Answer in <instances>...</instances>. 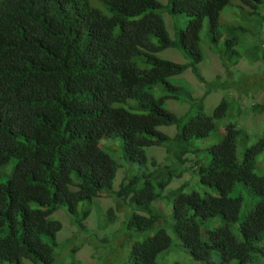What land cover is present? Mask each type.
Returning a JSON list of instances; mask_svg holds the SVG:
<instances>
[{
  "label": "trees",
  "instance_id": "trees-1",
  "mask_svg": "<svg viewBox=\"0 0 264 264\" xmlns=\"http://www.w3.org/2000/svg\"><path fill=\"white\" fill-rule=\"evenodd\" d=\"M239 1L245 18L263 19L258 10L264 0ZM99 2L111 15L90 0H0V264H56L62 224L54 211L65 207L82 225L89 211L79 210L80 203L102 189L148 213H133L128 229H153L169 219L152 202L186 171L207 190H186L185 183L172 190L176 244L204 264H212L213 256L221 264H264V174L257 172L264 128L239 150L238 139L248 136L229 121L222 140L204 147L215 118L226 117L231 106L223 97L210 116L205 94L233 86L232 78L220 82L217 75L219 83L207 84L200 97L169 81L190 68L205 82L197 68L205 19L209 43L221 41L213 51L225 68L239 61L237 44L257 46L245 44L251 30L245 23L221 24L231 0ZM163 13L172 19L174 36ZM179 16L186 18L183 27ZM165 48L179 50L187 62L159 57ZM156 88L169 93L156 96ZM170 98L187 101L188 109L177 116L163 106ZM251 109L264 114V102ZM169 125L176 126L173 136L158 130ZM115 139L137 172L111 191L119 164L102 146ZM150 146L164 147V161L149 159ZM215 218L219 224L208 227ZM172 246L171 235L159 227L133 243L128 264H158V255Z\"/></svg>",
  "mask_w": 264,
  "mask_h": 264
},
{
  "label": "rangeland",
  "instance_id": "rangeland-1",
  "mask_svg": "<svg viewBox=\"0 0 264 264\" xmlns=\"http://www.w3.org/2000/svg\"><path fill=\"white\" fill-rule=\"evenodd\" d=\"M165 2L166 0H159ZM239 0H231L220 14V22L224 27L229 24L245 23L251 30L245 33L247 36L245 44L255 43L256 47L250 49L242 44L236 45L239 52V61L235 64H229L225 68L220 62L217 53L213 50L221 47V41L216 45L209 43L208 23L205 19L200 32L202 60L197 64L198 71L204 77L205 82H200L193 74L190 68L184 70L181 74L169 77L170 83L185 87L193 92L194 96L200 97L205 93L209 83H219L217 75H220V82L232 78L233 86L231 87H211L204 97V111L212 116L215 106L221 98L225 97L231 102L227 116L223 119L215 118L216 128L213 129L207 139L202 141L204 147L211 144L219 143L223 138L224 125L233 122L236 128L243 129L247 134L246 140L238 139L239 150L245 145L253 144L261 135L264 128V114L262 112H253L251 105L255 102H264V5L258 11L260 16L253 14V20L250 17L245 18L239 5ZM90 4L104 11L105 14L111 15L99 0H90ZM250 11L249 7L243 8L244 13ZM243 15V16H242ZM166 28L171 36L173 35L172 19L163 13ZM184 26L186 18L178 17ZM244 35V34H243ZM224 37V34H223ZM161 58L169 59L175 62H187V58L177 49L165 48L157 53ZM240 86V87H239ZM236 89V90H235ZM239 91V92H238ZM169 92L156 88V96L167 95ZM240 98V99H239ZM239 103V104H238ZM166 109L181 116L189 107L187 101L179 99H166L163 105ZM158 130L173 136L176 132L175 125L159 126ZM114 141V142H113ZM103 143V141H101ZM120 140H112V144L102 146L104 150L111 154L114 160L119 164L111 191L117 190L124 180V177L131 176L137 172L136 164L129 163L122 156ZM201 146V147H203ZM149 159L153 156L158 162L164 161L165 149L163 146H150L146 148ZM206 159L210 154L205 151ZM203 156L204 153H199ZM258 161L260 166L257 170L259 174H264V152H262ZM151 167V165H149ZM186 171L181 177H174L169 185L162 191L161 197L152 202V206L163 212L164 219L168 221H158L153 229L146 232H137L127 228L129 217L133 213L148 215L144 210L131 204L129 201L117 199L114 193L105 189L99 192V195L93 197L90 201L80 203L79 210L87 208L88 216L81 220L82 225L72 222L65 207H60L54 211L52 217L62 224L61 230L56 234V264H128L129 251L133 243L142 241L152 235L159 227L167 230L173 238V246L168 250L161 252L157 257L158 264H204L193 260L180 246L176 244L175 233L172 230L170 222V212L172 207V190L175 187L185 183L186 190L195 189L203 193L207 188L200 186L193 175ZM245 211L240 212V219L244 216ZM220 220L211 219L208 227L213 228L218 225ZM25 264H32L24 261ZM212 264H221L217 257L212 258ZM224 264H236L231 261Z\"/></svg>",
  "mask_w": 264,
  "mask_h": 264
}]
</instances>
